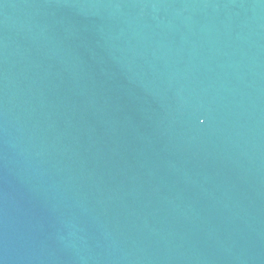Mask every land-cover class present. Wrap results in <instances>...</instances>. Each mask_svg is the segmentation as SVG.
Returning <instances> with one entry per match:
<instances>
[{"label": "water", "instance_id": "obj_1", "mask_svg": "<svg viewBox=\"0 0 264 264\" xmlns=\"http://www.w3.org/2000/svg\"><path fill=\"white\" fill-rule=\"evenodd\" d=\"M0 264H264V0H0Z\"/></svg>", "mask_w": 264, "mask_h": 264}]
</instances>
